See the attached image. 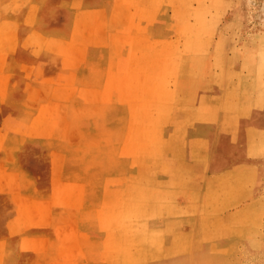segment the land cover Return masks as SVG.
Here are the masks:
<instances>
[{"label":"bare ground","instance_id":"bare-ground-1","mask_svg":"<svg viewBox=\"0 0 264 264\" xmlns=\"http://www.w3.org/2000/svg\"><path fill=\"white\" fill-rule=\"evenodd\" d=\"M94 1L92 9L99 8L101 0ZM117 1L116 15L114 9L108 10L104 52L101 47L98 50V58L108 62L107 78L98 91L91 90L96 91L98 101L106 99L111 109L105 143L98 140L95 156L97 190L91 192V202L96 210L90 207L93 217L88 230L91 245L86 249L78 245L83 251L78 264L240 262L239 243L246 242L253 251L262 245L258 237L264 213V43L256 39L242 43L233 73L226 80L232 79L225 83L216 60L223 49L216 34L222 37L223 25L237 23V17L229 19L236 10L231 8L227 15V6L238 0ZM171 7L177 11L174 16L169 14ZM63 12L64 29L68 27L67 9ZM5 25L6 18L0 13V35L14 34L13 25L8 26L10 30ZM36 32L33 37H38L32 39L39 40L41 33ZM4 37L0 36V44ZM115 104L119 107L113 110ZM99 125L100 121L91 131L92 140L97 141L96 131L102 135L105 130ZM90 149L94 154L95 146ZM228 204L232 207L227 208ZM239 220L245 222L240 231L235 225ZM225 229L232 230L231 234H223L229 231Z\"/></svg>","mask_w":264,"mask_h":264},{"label":"crops","instance_id":"crops-1","mask_svg":"<svg viewBox=\"0 0 264 264\" xmlns=\"http://www.w3.org/2000/svg\"><path fill=\"white\" fill-rule=\"evenodd\" d=\"M116 1L117 0H101L99 7L101 11L99 8L92 9V4H96L94 0H28L27 4L17 15L10 16L2 14V16L6 18L7 23L9 21H14V26L18 23L17 29L16 27L14 29L16 31H14V34L16 35L17 44L15 45L14 51L10 54L13 61L10 62V68H8L11 70L12 78L10 83L13 89L9 94L7 105L4 108L2 123L6 125L8 122L12 121L16 126L23 125V129L15 131H12V129L9 131V129H7L3 149L1 151L3 154L5 148L6 153L9 151L11 152L13 160L11 162L7 160L6 168L19 177L20 183L17 184V187H15L13 191L7 190L0 195V245L3 253L0 264H48V262H55L59 258V249H61L59 248V237H57L59 235V230L67 218L74 216L70 215L65 204L59 203L58 201L55 205L47 209L50 217L48 215L45 219L40 218V220H36L34 216L28 217L26 214L27 211L25 210L26 207L31 208L33 204L42 202L48 203L55 199L57 195L59 196V188L57 187V181L59 180H61L62 184L74 183L80 185L82 182V186L84 187L83 204L82 209L77 206L76 219L80 218L83 211L87 213V217L81 223V229H83V233L91 242L88 230L90 229L89 226L93 215L90 214V207L93 208L92 211L96 210V204L91 202V192L93 191V194H95L97 190L96 179H94L96 167L95 156L99 149L98 140L105 143V135L103 134L106 128H108L111 108H109L108 101L106 100L108 105L106 111L107 119L105 120V124H103L101 119H99V115H95L91 110L93 105L90 101L88 102L89 97L87 98V93L90 91L94 97L96 91L91 90L94 89L98 91V88L101 84L102 86L104 85L107 78L108 62H106L105 59L98 58V50L99 47H101V50L104 52L106 41L103 39L105 37V39H107L109 35V29L107 28L108 10L109 7L110 10L114 9L113 14L116 15L117 9L115 6L118 4ZM120 1L123 0L117 2ZM35 3L36 7L33 10L31 7L34 6ZM72 3H75L73 4L75 6H73ZM77 3H81L80 6H78ZM121 4L124 3L122 2ZM63 8L67 9L68 18V27L64 29L63 18L65 14ZM33 11L36 12L33 17H30ZM79 12L82 13V18L78 17L80 15ZM100 12L103 13L99 14ZM91 15H93L94 18ZM101 16L105 19V24L103 23L102 26H104L105 29L107 28V30H105L106 32L104 30H99L101 28V24L99 23L104 20ZM75 18L79 20L84 18L85 20L84 22L82 21L83 23L78 21L80 24H74V22L76 23V20H78H75ZM93 19L94 24L93 21H91ZM42 21L47 22L46 24H41ZM30 22L33 24H30ZM91 24L93 27L91 26L90 28ZM98 24V30L100 32L95 30ZM88 29H93L91 32L93 34L90 35L91 37L86 41L89 42L86 43L88 44L86 45L84 44V36ZM33 32L37 33H35V35H38V32L41 33V35L39 34V40L38 38L34 40L35 37L38 36L33 37ZM74 32H76V34ZM74 34L79 37H75ZM2 35L5 36V33L0 36ZM100 35H103L104 38L101 36L102 39H100ZM43 36L47 38H43ZM93 36L95 40L92 39ZM28 38L30 42L33 40L31 44H29V40L26 41ZM49 38H52V41L51 39L49 40ZM43 40L44 42H42ZM68 40H77L81 43L77 41L69 43ZM48 42H50V44ZM90 42L93 43L91 44ZM27 43L28 45L26 46ZM34 43L36 45H34ZM44 44L46 46H44ZM66 44H68V46ZM73 44H76V46L77 44L79 46L83 45L84 48V60L81 61L79 67L78 65L76 67L77 63H75L73 67L70 66V48L74 46ZM33 51L35 53H33ZM58 51H61V54L58 53ZM67 53L69 54L67 55ZM99 71H104L103 78L94 80ZM68 75L69 77H67ZM60 85L66 86V90L62 94V100L64 99L63 101L66 104L65 116L73 119L77 115L81 117L80 111L87 112L84 114V117L87 118L88 121L86 123L84 120L83 125L85 137H83L82 143L74 148H69L68 145L64 144L63 138L60 137L59 139L58 131L53 132L52 135H43L42 133H35L33 130L34 122L36 123V119L41 117V108L43 104L45 105L48 101V97L50 96V99H57L60 96ZM44 89H46L47 95L45 98H42L41 93ZM73 90H75L74 94L72 93ZM67 94L70 98H68L69 96ZM95 97L93 98V104L98 101L97 96ZM101 100L102 99H99V101ZM115 109H117L116 104L113 110ZM34 115L37 116L35 117ZM32 120H34V122ZM99 121V126L105 128V130H103L102 135L98 134L96 131L95 138H97V141H95V139L92 140L91 131L97 128ZM8 135H13L15 139H8ZM19 138L20 140L17 143ZM92 145L95 146L94 154L91 153L90 149ZM102 146L104 147L105 144ZM58 154H61L63 158L62 173H58L59 175H57V168L54 166ZM81 166H83L82 169ZM60 219L61 222L59 221ZM52 221L54 225L51 223ZM55 223L57 224L55 225ZM57 227L58 229L56 230ZM28 236L29 238L27 239L26 237ZM30 237L31 240H29ZM27 240L30 242L27 243ZM41 240L48 241L46 245H44L45 247L43 246L44 248H40L39 246ZM21 241L25 242V246L26 244H29V246L27 245V248H23L24 245L21 246L23 243ZM53 242L54 244H52ZM57 245H59V247ZM55 246L56 248H54ZM49 254H51V257Z\"/></svg>","mask_w":264,"mask_h":264},{"label":"rangeland","instance_id":"rangeland-1","mask_svg":"<svg viewBox=\"0 0 264 264\" xmlns=\"http://www.w3.org/2000/svg\"><path fill=\"white\" fill-rule=\"evenodd\" d=\"M12 1L13 0H11V1L10 0H0V6H1V13L2 14L10 15V16L17 15L19 13V11L28 2V0H14L13 2ZM6 2H7V5H6ZM8 2H10V3H8ZM16 3H17V5H16ZM190 3L196 4V2L193 3V1ZM4 4L6 6H8V4H9L10 8L7 9V7ZM14 6L15 7L18 6L19 10L17 7V9L15 11ZM125 8H127V7H125ZM231 8L235 9L236 13H233L232 15H230L229 19H232L233 17H235V18L237 17V23H233V24L230 23L227 25L226 24L223 25V29H225V34L222 37H220L218 34H216L217 39L221 40L220 45H222L221 48H223V49L219 50V52H218L219 55H217L216 60L218 63L220 62L219 65L221 64V66H222V67H220V69L222 71V76H223L222 78H223V80H225L223 82H225V83H228L232 79V78H230L229 80H226V79H228L229 76L231 77V75L233 73V71H231V70L234 69L235 63L238 60V53L240 52L239 50H241L242 43L244 41H247V40H255V39H256V42L263 41V43H264V0H238L235 3H233V4L230 3L227 6V13ZM122 9H124V8L122 7ZM122 9H121V11H123ZM129 10H130V12L134 11V9H132V8H130ZM175 12H177V11L174 7L169 8L170 16H174ZM229 13L227 15H229ZM222 20L224 21V18H222ZM9 22H8V25H5L4 28L7 30H10V28H11L12 29L11 33H14V23H13V21H11L10 23ZM10 24L13 26L9 28L8 26H11ZM208 25L210 27L209 29L211 30L212 29V27L210 26L211 24L208 23ZM101 28L103 30L105 29L104 26H102ZM91 32H92V29H88V31L85 33L84 41H87L89 36L91 34H93ZM7 33L8 32L5 33L6 39H4L5 38L4 37L2 39L1 44H0L1 45L0 48L2 49V50L0 49V51H2V53H0V195L3 194L7 190L13 191V189H15V187H17V184L20 183L19 177L16 174H14L13 172L8 171L6 168L7 160L9 162H11L13 160L11 152L9 151L8 153H6L5 148H4V153L2 154V152H1L3 149V144L5 141L7 129H9V131L11 129H12V131L23 129V125L16 126L15 123H13L12 121L8 122L6 125H3V123H2L4 108L7 105V100H8L9 94H10L11 90L13 89V87L11 86V83H10L11 78H12L11 70L8 69V68H10V62L13 61L10 54H11V52L14 51L15 45L17 44L15 35L9 34L10 31L8 34ZM161 33H160V37H162L164 35V33H162V34ZM229 34H231V35L229 36ZM100 36H103V35H100ZM85 43H87V42H85ZM234 44H235V46H234ZM75 47L72 46V48L70 50V66L71 67H73L75 65V63H77L76 67H77V65L79 67V64L81 63V61L84 60V56H85L84 51H83L84 50L83 46H78L76 48ZM234 49H235V52H234ZM221 51H223V52H221ZM70 70H72V69H70ZM103 73H104L103 71H99V73L95 76L94 80H98L99 78L102 79L104 76ZM67 77H69V75ZM59 89H60V96L57 99L56 98L50 99L49 92H48V96H49L48 101L42 107V109H44V110H42V113H41L43 115L44 119H43V117H40V119L38 118L37 121H39V122L34 124L33 130L35 133H42L43 135H52L53 132H49V131H51V129L53 131V129H54V132L58 131L59 139H60V137L63 138L64 144L68 145L69 148L70 147L74 148V147L79 146L83 141V137H85V135H84L85 131H84L83 125H84V120L86 121V123L88 121V119L84 117V114L87 112L80 111L81 117H80V115H77L73 119L66 117L65 116L66 104L63 101L64 99L62 100V94L66 90V86L60 85ZM46 95H47V91H46V89H44L41 93V97L45 98ZM87 96H89V99H90L89 101L90 102L92 101L91 104L93 105L92 106L93 108L91 110L95 113V115H99V119H101L102 123L105 124V120L107 119L106 118V111H107V106H108L107 103L104 102V101H106V99L101 100V101L93 104V100H91L92 95L90 96V94L88 95V93H87ZM115 97H116V95H115ZM100 107H102V108H100ZM118 107L119 106H117V108ZM125 107H126V105H125ZM103 110H104V112H103ZM44 112H46V113H44ZM98 113H101L102 115L98 114ZM82 114H83V116H82ZM44 125L46 127H44ZM125 131H126V129H124V131L122 133L124 134ZM8 139H15V138L13 137V135H11V136L8 135ZM19 140H20V138L17 140V143ZM98 144H99V142H98ZM62 162H63V158H62L61 154H58L57 158L55 160V165H54L55 168H57V170H56L57 175L62 173V167H63ZM64 184H62L61 180L57 181V187L59 188V196L57 195V197L55 199L49 201L48 203L45 201L46 203H44V202L37 203V204H33L31 206V208H27V207L25 208V210L27 211L26 214L28 217L34 216V217H36V220H40V218L45 219L48 215L50 217V214H49V212H47V209H49V207L55 205L57 201L59 203L65 204L66 201L69 200V203H68V205H66V207H67V210L70 213V215H72L74 217L67 218L64 221L63 225L61 226V228L59 230V235H58V237H59L58 240L60 241V247H61L59 258L55 262H48V264H74V263L78 264V258L81 257L83 254V251L81 253V251H80L81 249L79 248L80 246H78V245L81 244V247H82V245H84L83 248H85L86 245L89 246L91 244V242H89V240L87 239V236H84L85 235L84 233H81V234L79 233V231L83 232V229H81V223L87 217V213H85V211H83L80 215V218L76 219L77 208L81 206L80 208L82 209V204H83L82 198L84 197V193H82V192H84V189H83L84 187L82 186V182L80 185L79 184L77 185L74 183L73 184L64 183ZM82 194H83V196H81ZM233 206H234V204H233ZM226 207L231 208L232 205L228 204ZM262 221H263V230H262V233L259 234V237H258V238H260V240L262 242V245H260V248L257 247V249L255 251H253L247 246L246 242H241L238 245V255H239V259H241V261L232 263L231 261L229 262L228 260H223L222 264H264V213H262ZM235 223H236L235 225H237V229H239V231L244 228L243 227V225L245 224L244 221L239 220V221H236ZM241 223H243V224H241ZM78 229H80V230H78ZM225 230H229V231H226V233H223V234H225L227 236L231 234L232 230H230V229H225ZM225 230H223V231H225ZM79 235H81V236H79ZM69 239L71 240L72 243L70 242ZM43 244H44V241L41 240L39 242L40 248L43 247ZM62 249H63V251H62ZM232 251L234 252L235 248H233ZM74 255H76V257ZM2 256H3V253H2L1 245H0V258ZM69 257H71V259ZM0 263H1V259H0Z\"/></svg>","mask_w":264,"mask_h":264}]
</instances>
